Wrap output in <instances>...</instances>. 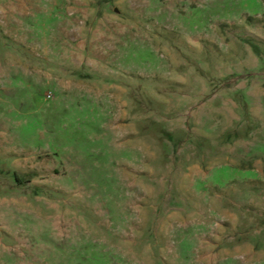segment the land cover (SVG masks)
I'll use <instances>...</instances> for the list:
<instances>
[{"label":"rangeland","instance_id":"rangeland-1","mask_svg":"<svg viewBox=\"0 0 264 264\" xmlns=\"http://www.w3.org/2000/svg\"><path fill=\"white\" fill-rule=\"evenodd\" d=\"M260 114L264 0H0V264H264Z\"/></svg>","mask_w":264,"mask_h":264},{"label":"crops","instance_id":"crops-1","mask_svg":"<svg viewBox=\"0 0 264 264\" xmlns=\"http://www.w3.org/2000/svg\"><path fill=\"white\" fill-rule=\"evenodd\" d=\"M260 119L262 120V122H264V115L263 114H260Z\"/></svg>","mask_w":264,"mask_h":264}]
</instances>
